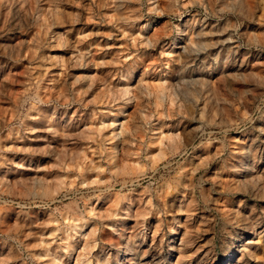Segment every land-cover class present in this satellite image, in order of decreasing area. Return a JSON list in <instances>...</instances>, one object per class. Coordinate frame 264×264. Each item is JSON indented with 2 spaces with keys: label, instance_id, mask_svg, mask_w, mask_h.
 I'll return each mask as SVG.
<instances>
[{
  "label": "rangeland",
  "instance_id": "obj_1",
  "mask_svg": "<svg viewBox=\"0 0 264 264\" xmlns=\"http://www.w3.org/2000/svg\"><path fill=\"white\" fill-rule=\"evenodd\" d=\"M0 264H264V0H0Z\"/></svg>",
  "mask_w": 264,
  "mask_h": 264
},
{
  "label": "bare ground",
  "instance_id": "obj_2",
  "mask_svg": "<svg viewBox=\"0 0 264 264\" xmlns=\"http://www.w3.org/2000/svg\"><path fill=\"white\" fill-rule=\"evenodd\" d=\"M184 47V49H183V52H186V51H189V50H191V49H187L188 47H186V46H183ZM239 238H237L236 237V241L238 240ZM235 245H233V246H231V248L227 251V253H226V256H228L229 254H230V252H232L234 249H233V247H234ZM124 258V257H123Z\"/></svg>",
  "mask_w": 264,
  "mask_h": 264
}]
</instances>
